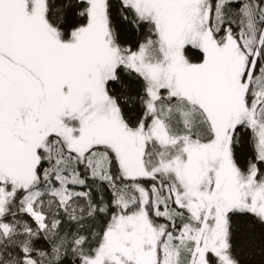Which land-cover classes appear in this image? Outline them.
Returning <instances> with one entry per match:
<instances>
[{
    "label": "snow or ice",
    "instance_id": "1",
    "mask_svg": "<svg viewBox=\"0 0 264 264\" xmlns=\"http://www.w3.org/2000/svg\"><path fill=\"white\" fill-rule=\"evenodd\" d=\"M0 264H264V0H0Z\"/></svg>",
    "mask_w": 264,
    "mask_h": 264
}]
</instances>
